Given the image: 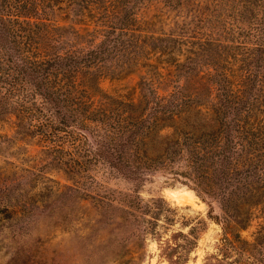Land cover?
<instances>
[{"label": "trees", "instance_id": "obj_1", "mask_svg": "<svg viewBox=\"0 0 264 264\" xmlns=\"http://www.w3.org/2000/svg\"><path fill=\"white\" fill-rule=\"evenodd\" d=\"M119 1L0 0V124L12 118L13 127L0 142L36 144L45 167L75 185L91 165H105L129 184L120 201L107 195L106 205L114 201L123 223L134 225L133 255L117 264H140L146 235L163 244L167 264H181L196 245L195 228L161 239L156 228L161 218L169 224L170 209L160 196L143 199L140 189L159 172L217 201L225 221L239 218L238 205L264 202V0H236L239 22L261 35L233 45L155 35ZM130 75V93L109 95L99 86L104 77ZM189 112L198 124L160 134ZM8 200L0 204L10 217L21 210ZM205 202L207 217L222 227ZM220 244L233 249L224 231ZM236 254L205 262L237 264L244 255ZM244 258L264 264V253Z\"/></svg>", "mask_w": 264, "mask_h": 264}, {"label": "rangeland", "instance_id": "obj_2", "mask_svg": "<svg viewBox=\"0 0 264 264\" xmlns=\"http://www.w3.org/2000/svg\"><path fill=\"white\" fill-rule=\"evenodd\" d=\"M119 4L128 13L137 14L145 30L155 35L179 33L189 43H197L198 37L213 38L220 45L253 43L261 35L246 20L239 22L242 18L237 16L236 0H120ZM135 81L133 75L119 81L104 77L99 86L109 95L130 93ZM10 121L0 124V134H12ZM195 124L197 117L189 112L160 134L174 135L177 129ZM39 150L36 144L17 139L0 142V199L7 197L21 210L7 217L0 204V264H117L120 255L132 256L134 225L123 223L124 213L114 202L120 201L121 192L128 191L129 184L105 165L96 164L78 175L79 183L75 185L55 166L45 167V157ZM107 195L114 199L110 206L106 205ZM140 195L145 200L160 196L170 209L165 213L169 224L161 218L159 223L165 227L156 228L161 239L178 230L185 233L190 226L195 228L196 245L181 264H211L210 260L205 262L210 254L231 258L237 252L244 255L237 264H246L244 257L264 253L260 242L264 237V202L238 205L239 218L225 221L217 201L208 196L202 200L191 186L170 182L159 172L144 183ZM205 201L211 204L213 215L223 222L224 229L207 217ZM223 231L233 249L221 246ZM145 237L140 264H167L163 244L156 237ZM176 240L184 243L181 238Z\"/></svg>", "mask_w": 264, "mask_h": 264}]
</instances>
